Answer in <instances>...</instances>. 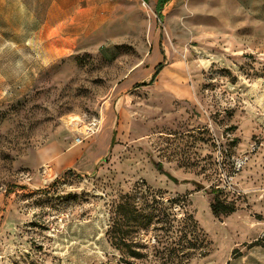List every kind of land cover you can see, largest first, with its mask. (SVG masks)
<instances>
[{"label":"rangeland","instance_id":"rangeland-1","mask_svg":"<svg viewBox=\"0 0 264 264\" xmlns=\"http://www.w3.org/2000/svg\"><path fill=\"white\" fill-rule=\"evenodd\" d=\"M99 7L0 0V264H264V0Z\"/></svg>","mask_w":264,"mask_h":264},{"label":"trees","instance_id":"trees-1","mask_svg":"<svg viewBox=\"0 0 264 264\" xmlns=\"http://www.w3.org/2000/svg\"><path fill=\"white\" fill-rule=\"evenodd\" d=\"M161 67L162 64H159L156 67V72L152 76L149 83L153 81L154 77ZM210 208L213 215L216 217L219 215H227L234 212V207L224 205L218 198L214 199V201L210 205ZM115 212H117L120 218L119 220H117V224L115 223L118 226L115 227L116 232H114L111 237L113 238L112 243L113 245H115L116 249L124 253L123 249L128 250L129 248H132V246H135L134 243L131 242L130 239H128L129 235L133 231H135L134 229H138V227H144L145 224H150L152 222V216L150 213L148 215H143V213L139 212V210L135 207L133 197L129 194H124L121 196L116 205ZM142 219H144L143 222ZM130 252L132 256H140V253L136 251V249H130Z\"/></svg>","mask_w":264,"mask_h":264},{"label":"crops","instance_id":"crops-1","mask_svg":"<svg viewBox=\"0 0 264 264\" xmlns=\"http://www.w3.org/2000/svg\"><path fill=\"white\" fill-rule=\"evenodd\" d=\"M146 1L148 3L149 11L150 12L154 11L161 16L162 14H164L165 9L167 8L168 5H171L174 2L176 5H178L183 0H146ZM132 2H133V0H98V4L101 6V7H99L101 9L98 12L99 18L105 19L107 17V13L109 12L108 7L111 6L110 13H111V19H112L115 17L116 14H118L119 12L121 13L124 10L125 5L129 6ZM150 51H151V55L149 56V60H150V62H152L155 65V61L158 60V57L160 55L159 36L158 35L152 36V46H150L148 52H150ZM159 64H162V67L157 72L156 76L160 73V71L164 67V62H160L157 65H155L154 72L151 75L150 79L147 82H142L138 86L151 85L154 82L156 76L154 77L153 81L151 83H149L152 76L156 72V67ZM143 83H144V85H143ZM185 92H187V94H188L187 90H185Z\"/></svg>","mask_w":264,"mask_h":264},{"label":"built area","instance_id":"built-area-1","mask_svg":"<svg viewBox=\"0 0 264 264\" xmlns=\"http://www.w3.org/2000/svg\"><path fill=\"white\" fill-rule=\"evenodd\" d=\"M99 125H100V120H94L91 123H88L85 125H82V124L77 125L76 123V126L78 127L76 143H82L85 139L95 134L99 129ZM244 163H245V160L238 159L235 163V170L239 171ZM228 179H232V177L229 176Z\"/></svg>","mask_w":264,"mask_h":264},{"label":"bare ground","instance_id":"bare-ground-1","mask_svg":"<svg viewBox=\"0 0 264 264\" xmlns=\"http://www.w3.org/2000/svg\"><path fill=\"white\" fill-rule=\"evenodd\" d=\"M72 120H74V119H72Z\"/></svg>","mask_w":264,"mask_h":264}]
</instances>
